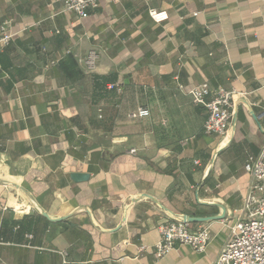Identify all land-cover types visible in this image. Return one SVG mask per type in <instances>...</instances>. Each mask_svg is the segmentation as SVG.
Returning <instances> with one entry per match:
<instances>
[{
    "label": "crops",
    "instance_id": "obj_1",
    "mask_svg": "<svg viewBox=\"0 0 264 264\" xmlns=\"http://www.w3.org/2000/svg\"><path fill=\"white\" fill-rule=\"evenodd\" d=\"M2 23L0 264H215L264 142V0H99L87 18L0 0ZM203 83L233 92L224 136L187 92ZM176 219L209 228L205 252L157 258Z\"/></svg>",
    "mask_w": 264,
    "mask_h": 264
},
{
    "label": "built area",
    "instance_id": "obj_2",
    "mask_svg": "<svg viewBox=\"0 0 264 264\" xmlns=\"http://www.w3.org/2000/svg\"><path fill=\"white\" fill-rule=\"evenodd\" d=\"M65 10L80 18H87L99 6V0H61ZM155 22L168 19L165 11L150 10ZM13 34L7 23L0 24V53L11 43ZM95 55H90L89 64L94 65ZM111 89L114 85L110 86ZM184 89V88H183ZM193 103L202 105L207 111L204 132L207 135L224 136L232 119L233 92L225 89H212L208 83L191 87L188 91ZM150 115L147 108H139L131 113V118H144ZM264 116V113H263ZM136 153V149L131 150ZM245 170L253 177L242 215L232 227V235L222 249L215 264H264V142L258 156H251ZM160 240L154 245L157 258L166 257L177 245H187L199 253L206 251L211 234L208 227L192 229L185 219L166 222L159 227ZM145 246L140 247L144 251Z\"/></svg>",
    "mask_w": 264,
    "mask_h": 264
},
{
    "label": "water",
    "instance_id": "obj_3",
    "mask_svg": "<svg viewBox=\"0 0 264 264\" xmlns=\"http://www.w3.org/2000/svg\"><path fill=\"white\" fill-rule=\"evenodd\" d=\"M88 175H84V174H79V173H75L73 174V179L75 181H78V180H81V179H84V178H87ZM187 219V217H184Z\"/></svg>",
    "mask_w": 264,
    "mask_h": 264
}]
</instances>
